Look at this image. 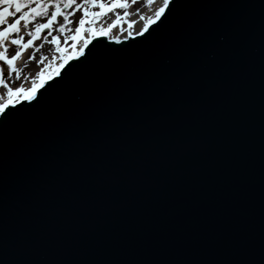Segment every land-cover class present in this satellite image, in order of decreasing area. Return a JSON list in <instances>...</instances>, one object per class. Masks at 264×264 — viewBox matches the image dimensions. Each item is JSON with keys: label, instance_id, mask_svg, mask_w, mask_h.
<instances>
[{"label": "water", "instance_id": "obj_1", "mask_svg": "<svg viewBox=\"0 0 264 264\" xmlns=\"http://www.w3.org/2000/svg\"><path fill=\"white\" fill-rule=\"evenodd\" d=\"M9 107L0 264H264V0H169Z\"/></svg>", "mask_w": 264, "mask_h": 264}, {"label": "rangeland", "instance_id": "obj_2", "mask_svg": "<svg viewBox=\"0 0 264 264\" xmlns=\"http://www.w3.org/2000/svg\"><path fill=\"white\" fill-rule=\"evenodd\" d=\"M119 1L120 0H118V2ZM99 2L104 3L105 5H110L113 3V0H99ZM125 3H126L125 4L126 7H124L123 9L117 8V9H110L107 11L101 10L98 6L93 7L91 3L85 4L84 0H75V4L72 7L67 8V11H63L62 3H59L60 11L62 12L63 15L57 17V19L53 22L52 26L49 27L46 33L40 34L35 32L36 34L35 43L32 47L25 48L26 50L25 54L27 52L29 53H28V58L25 59V64L21 66V68H15L13 65L9 66L6 63V61L0 59V98L1 95L8 93V88L12 89L16 87L15 89H17L21 85L29 83L34 77L35 71L39 68H43L47 64L46 62L51 60L50 56L52 54H55L56 50H61L62 52L65 51V48H60V49L55 48L57 47L59 42L55 40L54 36L58 38L59 35L52 34L54 29H59L61 27L60 26L61 23L63 24L66 23V29L63 31V36H66L68 39H71L74 33L76 32V28L80 26L78 24V21L81 18H85L83 11L85 7H87L89 13L92 12L101 13L100 15L101 17L104 16L108 17L109 15H118L119 13L126 12L128 9H131L130 7H133V11H136L143 6L142 4L143 0H126ZM77 5H79V7H77ZM54 7H55L54 4L51 5L48 4L47 10L42 12L40 15L36 16L37 17L36 22L40 23L49 19L50 13L54 12L53 10L55 9ZM64 16H67V20L64 19ZM97 17H92L91 15H89L88 17L85 18L86 19L85 25L89 24L92 27L93 26L92 19L93 18L97 19ZM67 24L69 25L68 29H67ZM4 54L5 51H2L0 53V56H4Z\"/></svg>", "mask_w": 264, "mask_h": 264}, {"label": "bare ground", "instance_id": "obj_3", "mask_svg": "<svg viewBox=\"0 0 264 264\" xmlns=\"http://www.w3.org/2000/svg\"><path fill=\"white\" fill-rule=\"evenodd\" d=\"M125 1L126 0H120L119 2L125 4ZM142 4L143 6L136 11L129 9L123 14L119 13L118 15H109L108 17L99 16L97 19L93 18V27L87 24L86 29H83V31L79 33L78 39H73V37H76L73 36L70 43L65 45L64 52L56 50L55 54L50 56L51 60L47 61V64L43 68H39L35 71L32 80L25 86H21L20 92L27 94L32 88H35L36 91L46 80L53 77L69 59L78 56L86 45L84 41L87 40L89 36H98L101 29H104L109 40L112 41H121L129 36L141 34L145 30V25L148 26L156 19V11L164 7L162 0H143ZM62 24L63 23L60 24L61 27L59 29H54L52 34H58L60 38L66 37L63 36L66 23ZM68 26L67 24V29ZM93 29H95V33L92 31ZM5 56H8V54H5ZM25 57V55H22L18 58L16 65H21ZM16 90L13 92L15 93ZM7 99L8 94L1 95L0 103H3Z\"/></svg>", "mask_w": 264, "mask_h": 264}, {"label": "snow or ice", "instance_id": "obj_4", "mask_svg": "<svg viewBox=\"0 0 264 264\" xmlns=\"http://www.w3.org/2000/svg\"><path fill=\"white\" fill-rule=\"evenodd\" d=\"M85 4L91 3L93 7H99L101 10H110V9H123L126 7L124 3L118 2V0H113V3L111 5H105L104 3L99 2V0H84ZM162 3L164 6H168L169 0H162ZM29 4H35V0H27L26 3H22L21 0H0V6H5V7H0V25H5L2 30H0V38H3L5 36H8L9 34H15L19 32V25L21 21L25 23L27 26L29 22V18L31 17L32 19H35L36 16L40 15L42 12L47 10V5L45 3H40L38 7L33 6V7H28ZM48 4H54L56 11L50 13V17L46 23L42 24H37L35 26V32L39 33L42 29H47L50 26H52L53 22L57 19V17L63 15L62 12L60 11V4L57 2V0H48ZM75 4V0H67V2L64 4L65 8H70ZM79 7V5H77ZM27 8V11H24L22 15L17 16L18 13H22V10ZM84 11V17H88L91 15L92 17H97L100 16L101 13H96L92 12L89 13L87 7L83 9ZM162 14H164V7L159 8L156 13L155 17L159 18ZM7 17H13V21L11 23H7L6 18ZM166 17V15H165ZM81 18L78 21V24L80 27L76 28L77 36L73 37V39H78L79 38V33L83 31V26L86 23V19ZM64 19L67 20V16H64ZM162 22V21H161ZM114 26V25H113ZM148 26L145 25V30H147ZM93 33H95V29L92 30ZM100 36H104L107 33L104 31V29H101L98 33ZM92 39L91 36L87 38L84 42L87 44L88 41ZM13 44H20L21 41L17 40L15 38L12 39ZM32 43L31 40H29L26 44H24V47L27 48L30 44ZM20 54L17 53L16 56H13L11 59H9L6 56H0V59L4 60L7 62L8 65H11L13 60L16 59L17 56ZM35 93V88H32L29 90L27 94H23L20 92V89H17L16 92L14 93L11 88L8 89V99L5 100L3 103H0V116L3 118H6L11 112L14 110H18L19 108H22L23 105H20L19 108L13 109L10 108L9 105L13 104V97L15 96L16 100L19 99H24V100H32L33 96ZM38 99H36L35 102H37ZM7 109V111L5 110Z\"/></svg>", "mask_w": 264, "mask_h": 264}, {"label": "flooded vegetation", "instance_id": "obj_5", "mask_svg": "<svg viewBox=\"0 0 264 264\" xmlns=\"http://www.w3.org/2000/svg\"><path fill=\"white\" fill-rule=\"evenodd\" d=\"M44 1L45 0H38L39 3H42ZM21 2L22 3H26L27 0H21ZM64 2L66 3L67 1H64ZM65 3H63V5H62V9H65V7H64V4ZM5 6H0V7H5ZM33 6H36L37 7V0H35V4H29L28 5V7H33ZM24 11H27V8L23 9L22 10V13H18L17 16L22 15ZM13 19H14L13 17H9L6 21H7V23H11L13 21ZM4 27H6V24L5 25H0V30H2ZM32 27H34V20H30L29 19V22H28L27 26H25V30L24 31L29 32V31H31ZM24 37L25 38H23V40L21 41L20 44H14V46L15 47H18L19 45L26 44L29 40L32 41V37L29 34L27 36H24ZM13 38L19 40V37H17L16 35H11V39H13ZM1 39H3V38H0V40ZM10 44H13L12 41L10 42Z\"/></svg>", "mask_w": 264, "mask_h": 264}]
</instances>
